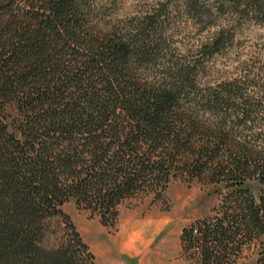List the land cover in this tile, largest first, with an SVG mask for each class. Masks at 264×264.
<instances>
[{"label":"trees","instance_id":"trees-1","mask_svg":"<svg viewBox=\"0 0 264 264\" xmlns=\"http://www.w3.org/2000/svg\"><path fill=\"white\" fill-rule=\"evenodd\" d=\"M245 2L264 24V0H180L176 14L212 25ZM138 7L0 0V264H98L73 225L45 249L46 221L73 199L114 227L123 201L161 197L179 177L235 189L184 230L185 251L232 264L258 240L264 264V147L240 131H254L261 102L241 79L206 83L224 32L183 54L170 1Z\"/></svg>","mask_w":264,"mask_h":264},{"label":"rangeland","instance_id":"rangeland-1","mask_svg":"<svg viewBox=\"0 0 264 264\" xmlns=\"http://www.w3.org/2000/svg\"><path fill=\"white\" fill-rule=\"evenodd\" d=\"M120 14L131 13L141 6L143 11L156 7L159 2L170 1L173 24L170 35L176 47L183 54L200 49L219 33L227 38L225 49L214 56L208 64L207 84H218L241 79L251 89V96L261 102V113L254 131H243V135H254L260 149L264 143V24L254 5H242L246 12L226 17L209 25L207 20L198 22L189 16L176 14L180 0H116ZM123 5V6H122ZM121 9L124 12H122ZM239 10V12L241 11ZM13 111H9V114ZM14 114V112H13ZM251 137V136H250ZM248 190L257 200L262 195L259 181L249 182ZM237 190V189H236ZM235 191L222 183L206 184L199 180L177 178L172 180L161 197L156 194L126 199L119 207V219L114 227L103 225L98 215L79 207L75 200H69L61 208L62 215L50 218L45 223L43 247L55 250L63 240L73 239L70 225L81 235L85 244L95 256L98 264H111L107 258L110 241L117 233H135L143 251L140 264H201L196 250L185 251L182 234L196 222L212 220L227 196ZM153 242L152 244H150ZM130 250H135L131 247ZM258 240L243 246L232 264H258L261 253ZM130 264H136L132 262Z\"/></svg>","mask_w":264,"mask_h":264},{"label":"crops","instance_id":"crops-1","mask_svg":"<svg viewBox=\"0 0 264 264\" xmlns=\"http://www.w3.org/2000/svg\"><path fill=\"white\" fill-rule=\"evenodd\" d=\"M118 235L114 240L109 243V249L107 258L111 264H130L131 261L136 264H140L142 256L141 244L139 238L135 233H117ZM151 242L150 244H152ZM131 247L135 248V250Z\"/></svg>","mask_w":264,"mask_h":264}]
</instances>
